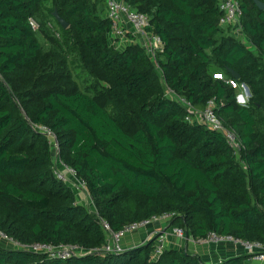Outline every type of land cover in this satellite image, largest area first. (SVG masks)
I'll use <instances>...</instances> for the list:
<instances>
[{
  "label": "trees",
  "instance_id": "trees-1",
  "mask_svg": "<svg viewBox=\"0 0 264 264\" xmlns=\"http://www.w3.org/2000/svg\"><path fill=\"white\" fill-rule=\"evenodd\" d=\"M122 1L147 15L148 31L162 39L156 61L163 78L131 34L122 48L113 44L106 0H0V232L18 244L0 237V264H205L169 248L155 260L158 238L103 252L102 220L118 232L163 214L195 241L216 233L264 245V10L239 0L238 35L221 23L220 0ZM74 54L105 81L98 93L71 85L66 62ZM215 73L244 85L249 104L239 105L237 90ZM168 90L197 111L215 100L240 153L195 117L188 122L189 111ZM43 128L86 182L95 212L55 176L53 142ZM35 244L85 252L62 260L31 252Z\"/></svg>",
  "mask_w": 264,
  "mask_h": 264
},
{
  "label": "built area",
  "instance_id": "built-area-1",
  "mask_svg": "<svg viewBox=\"0 0 264 264\" xmlns=\"http://www.w3.org/2000/svg\"><path fill=\"white\" fill-rule=\"evenodd\" d=\"M108 17L113 21L112 41L113 44L123 45L129 39L128 35L131 34L134 38L138 39L147 55L154 61L157 60L159 53L164 51V43L162 39L150 33L148 28L150 27V19L147 15L139 13L133 10L129 5L122 0H106ZM220 10L224 13L221 23L224 25H232L236 34H241V16L242 9L239 0H220ZM30 25L34 31L39 30V23L30 19ZM50 27H52L50 25ZM58 35V34H57ZM59 36V35H58ZM157 69L160 70V74L163 78L160 66L156 61ZM214 78L225 81L233 88H238L239 84L232 79H225L220 73H215ZM172 92V91H171ZM173 99H176L179 104L184 106L189 114L187 117L188 122H193L194 117L201 124L205 125L208 129L221 133L227 141L228 146L239 154L243 148L241 141L239 140L236 132L233 129L227 128L221 118L216 113V101H209L208 105L203 111H197L195 107L187 101L185 98L180 97L172 92ZM45 134L49 135L53 142V149L55 152V169L54 173L58 180L64 184L69 185L78 197V201H83V196L87 195L86 182L78 177L74 168L67 166L59 157L60 149L59 144L51 131L47 128H43ZM42 129V130H43ZM92 202V201H90ZM95 212V210H93ZM172 218L171 214H163L160 216H153L152 218L142 220L130 225L125 226L121 231L115 232L112 230L110 224L102 220V226L107 232V245L103 248V252L106 253H121L124 249L121 246V240L128 234L137 232L141 228L148 227L157 221H166ZM173 233L176 237L184 239L186 237L185 232L180 228H174ZM0 237L10 240L5 234L0 232ZM156 249L154 252V259H158L166 249V234H158ZM194 240V239H193ZM195 241V240H194ZM18 245L16 242L12 241ZM200 243H234L244 246L251 254L254 260L264 262V245L259 242H245L236 239L232 236H223L216 233H209L206 238L201 239ZM28 249L34 253H46L51 258H57L67 260L75 258L84 254V250L79 246L65 245L56 247L47 244H35L28 246Z\"/></svg>",
  "mask_w": 264,
  "mask_h": 264
},
{
  "label": "crops",
  "instance_id": "crops-1",
  "mask_svg": "<svg viewBox=\"0 0 264 264\" xmlns=\"http://www.w3.org/2000/svg\"><path fill=\"white\" fill-rule=\"evenodd\" d=\"M90 201L91 199L84 195L80 204L85 207L93 206L91 210H95L94 203ZM173 229L169 227L168 222L157 221L148 227L141 228L137 232L125 236L121 240V246L124 251H128L147 244L150 240L157 238L160 233L167 236L166 249L190 252L193 255L200 256L205 264H219L222 261L242 255L252 256L244 246L234 243H200L188 237L180 239L174 235ZM247 264H264V262L256 261L251 257Z\"/></svg>",
  "mask_w": 264,
  "mask_h": 264
},
{
  "label": "rangeland",
  "instance_id": "rangeland-1",
  "mask_svg": "<svg viewBox=\"0 0 264 264\" xmlns=\"http://www.w3.org/2000/svg\"><path fill=\"white\" fill-rule=\"evenodd\" d=\"M51 8H52V6L49 5V7L45 13L46 16L48 15L49 10ZM48 26H50V23L48 24ZM240 37H242V36H240ZM40 39L46 46L49 44L46 37L40 36ZM241 41L244 42L243 37H242ZM116 46L118 48H122L123 45H121V46L116 45ZM66 64H68V68L70 70L71 85L72 86H76V88L94 95V94L98 93L101 86L103 84H105V81L98 79L97 76H94L90 72V70H86L84 68V66H83V64H82V62H81V60L77 54L69 55ZM47 84L48 83H46V85H45L46 87H48ZM236 90L238 92L237 103L239 105H248L249 101H250V94L247 93L246 87L244 85L243 86L239 85V87L236 88ZM167 96L170 98H173L172 92L170 90L167 91ZM92 207L88 206V209H89V211L93 212V210H91Z\"/></svg>",
  "mask_w": 264,
  "mask_h": 264
},
{
  "label": "water",
  "instance_id": "water-1",
  "mask_svg": "<svg viewBox=\"0 0 264 264\" xmlns=\"http://www.w3.org/2000/svg\"><path fill=\"white\" fill-rule=\"evenodd\" d=\"M255 3L257 4V6L261 9V10H264V3H262L260 0H255ZM54 18L56 19V21L64 28V29H67L68 28V23L62 19L60 17V15L58 14L57 11L54 12ZM233 73V72H232ZM235 77L239 78V75L238 74H235L233 73ZM247 89V88H246ZM247 93H249V90L247 89Z\"/></svg>",
  "mask_w": 264,
  "mask_h": 264
}]
</instances>
